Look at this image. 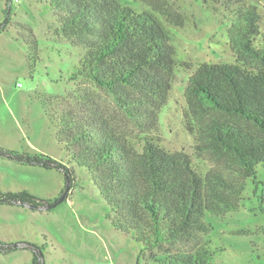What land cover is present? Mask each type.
<instances>
[{
  "label": "trees",
  "instance_id": "1",
  "mask_svg": "<svg viewBox=\"0 0 264 264\" xmlns=\"http://www.w3.org/2000/svg\"><path fill=\"white\" fill-rule=\"evenodd\" d=\"M55 31L83 48L71 81H88L110 94L126 127L90 94L75 105L55 96L48 117L71 161L90 175L108 205L111 225L132 232L146 259L160 264H210L205 212L239 209L246 180L263 186L264 7L225 0L227 43L233 60L193 63L176 57L174 29L181 17L149 0H45ZM213 10H217L214 8ZM32 60L37 39L28 33ZM191 69L184 90V127L193 154L164 147L158 113L168 100L172 75ZM212 154L221 168L198 161ZM22 164L55 168L71 186L74 169L46 154L3 151ZM227 170V171H225ZM43 202V201H42ZM0 203L37 208L27 190L0 191ZM14 245L0 240V252Z\"/></svg>",
  "mask_w": 264,
  "mask_h": 264
},
{
  "label": "rangeland",
  "instance_id": "2",
  "mask_svg": "<svg viewBox=\"0 0 264 264\" xmlns=\"http://www.w3.org/2000/svg\"><path fill=\"white\" fill-rule=\"evenodd\" d=\"M225 0H149L180 14L173 42L176 57L193 63L233 60L227 43ZM264 7V0H246ZM217 8V10H213ZM54 14L45 0H0V148L14 153L46 154L72 167L71 186L55 168L22 164L0 155V191L27 190L52 206L37 208L0 203V240L14 248L0 252V264H160L146 259L132 232L114 228L108 205L88 172L74 164L55 136L48 110L54 97L75 105L90 94L104 110L130 128L109 93L70 75L83 48L55 31ZM37 39L38 58H31L27 37ZM191 69L172 75L168 100L158 113L162 142L171 151L193 154L184 127V90ZM20 83L21 85H17ZM205 169L221 168L212 154L198 159ZM227 171V170H225ZM264 179L263 170L257 176ZM246 180L239 209L222 215L205 212L211 229L205 235L213 254L210 264H264L263 186ZM43 201V202H42Z\"/></svg>",
  "mask_w": 264,
  "mask_h": 264
},
{
  "label": "water",
  "instance_id": "3",
  "mask_svg": "<svg viewBox=\"0 0 264 264\" xmlns=\"http://www.w3.org/2000/svg\"><path fill=\"white\" fill-rule=\"evenodd\" d=\"M63 195H61L58 199H56L51 205L54 206L56 204H58L59 202H61L63 200Z\"/></svg>",
  "mask_w": 264,
  "mask_h": 264
},
{
  "label": "built area",
  "instance_id": "4",
  "mask_svg": "<svg viewBox=\"0 0 264 264\" xmlns=\"http://www.w3.org/2000/svg\"><path fill=\"white\" fill-rule=\"evenodd\" d=\"M17 85H19V86H20L21 84H20V83H18Z\"/></svg>",
  "mask_w": 264,
  "mask_h": 264
}]
</instances>
